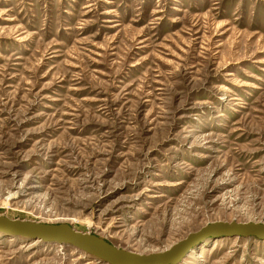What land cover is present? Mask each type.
Here are the masks:
<instances>
[{
	"label": "rangeland",
	"instance_id": "1",
	"mask_svg": "<svg viewBox=\"0 0 264 264\" xmlns=\"http://www.w3.org/2000/svg\"><path fill=\"white\" fill-rule=\"evenodd\" d=\"M0 216L145 255L264 223V0H0ZM198 245L264 264L262 238ZM0 264L110 263L15 236Z\"/></svg>",
	"mask_w": 264,
	"mask_h": 264
},
{
	"label": "water",
	"instance_id": "2",
	"mask_svg": "<svg viewBox=\"0 0 264 264\" xmlns=\"http://www.w3.org/2000/svg\"><path fill=\"white\" fill-rule=\"evenodd\" d=\"M0 232L43 242L72 244L110 264H175L185 257L194 245L209 237L241 235L264 238V223L213 222L190 234L170 249L148 255L118 248L97 235L80 232L65 223L28 222L0 216Z\"/></svg>",
	"mask_w": 264,
	"mask_h": 264
},
{
	"label": "bare ground",
	"instance_id": "3",
	"mask_svg": "<svg viewBox=\"0 0 264 264\" xmlns=\"http://www.w3.org/2000/svg\"><path fill=\"white\" fill-rule=\"evenodd\" d=\"M0 237H7V238H14L15 237V235H12V234H8V233H0ZM263 240H264V238H262ZM37 241H39V240H37ZM205 241V240H204ZM40 242V241H39ZM46 243H51V244H53V243H55V242H46ZM201 243H203V242H201ZM201 243H199V244H201ZM48 245V244H47ZM203 246H205V245H198V244H196V246L194 245L189 251H188V253L185 255V257H183L182 259H180L179 261H177V263H175V264H183V263H185V262H187V260H189V259H191V258H193V256L195 255V252H197L198 250H200L201 249V247H203ZM200 248V249H199Z\"/></svg>",
	"mask_w": 264,
	"mask_h": 264
}]
</instances>
